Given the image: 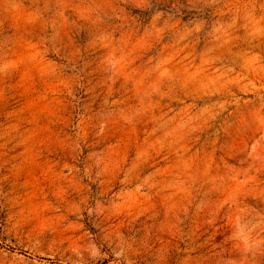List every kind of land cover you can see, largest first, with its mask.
Wrapping results in <instances>:
<instances>
[{"label": "rangeland", "instance_id": "374dc122", "mask_svg": "<svg viewBox=\"0 0 264 264\" xmlns=\"http://www.w3.org/2000/svg\"><path fill=\"white\" fill-rule=\"evenodd\" d=\"M0 264H264V0H0Z\"/></svg>", "mask_w": 264, "mask_h": 264}]
</instances>
